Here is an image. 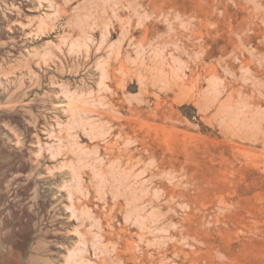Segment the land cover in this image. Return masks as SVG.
I'll return each instance as SVG.
<instances>
[{
  "label": "rangeland",
  "instance_id": "obj_1",
  "mask_svg": "<svg viewBox=\"0 0 264 264\" xmlns=\"http://www.w3.org/2000/svg\"><path fill=\"white\" fill-rule=\"evenodd\" d=\"M0 264H264V0H0Z\"/></svg>",
  "mask_w": 264,
  "mask_h": 264
}]
</instances>
